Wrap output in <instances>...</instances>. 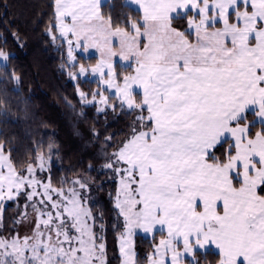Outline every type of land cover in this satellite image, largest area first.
<instances>
[{"label":"snow or ice","instance_id":"1","mask_svg":"<svg viewBox=\"0 0 264 264\" xmlns=\"http://www.w3.org/2000/svg\"><path fill=\"white\" fill-rule=\"evenodd\" d=\"M10 7L0 4V20L23 47ZM45 7L32 23L72 83L65 107L123 127L93 124L99 150L72 179L55 177L52 140L21 155L7 129L35 117L0 32V264H111L110 231L119 264H264V0ZM138 233L153 240L143 257Z\"/></svg>","mask_w":264,"mask_h":264},{"label":"trees","instance_id":"2","mask_svg":"<svg viewBox=\"0 0 264 264\" xmlns=\"http://www.w3.org/2000/svg\"><path fill=\"white\" fill-rule=\"evenodd\" d=\"M5 0H0L3 4ZM111 2L107 0L106 3ZM11 7L9 19L15 17L13 23L19 28L22 36L23 47L13 45L10 35L11 29L0 20V32H7L9 44L15 53L18 71L23 73V91L26 96H30V110L34 114V119L29 121L20 120L15 122L13 118L7 129L10 136L17 138L16 147L21 155H25L27 148L33 140H43L45 148L50 140L58 146V157L54 156V173L57 180L67 175L73 178V170L80 172L88 167L90 161H94L100 144L92 139L91 129L93 124L101 132H118L123 127V121L114 120L109 114L107 120L104 116L97 118L95 109H87L85 117H78L67 109L62 98L67 96L73 98V87L66 74H61L59 70L60 56L45 43L42 33V25L35 26L32 21L38 12H46L45 5L48 0H8ZM4 12L0 8V16ZM95 56H92L94 62ZM79 108H77V111ZM107 124V129H105ZM2 130V126H0ZM226 147V145H225ZM26 158V156H25ZM95 176V172L92 173ZM109 186L106 184L102 192L94 194L97 207L106 204L108 200ZM16 205L9 202L3 215L5 219L11 217L15 212ZM94 210H96L94 208ZM160 239V234H156V241ZM153 243L151 236L137 234L135 237L136 250L143 257ZM108 259L111 264H119V248L115 240V234L109 232L107 239ZM211 258V257H209Z\"/></svg>","mask_w":264,"mask_h":264},{"label":"rangeland","instance_id":"3","mask_svg":"<svg viewBox=\"0 0 264 264\" xmlns=\"http://www.w3.org/2000/svg\"><path fill=\"white\" fill-rule=\"evenodd\" d=\"M90 52L92 53V56H96L95 50H90ZM139 234H144V233H139Z\"/></svg>","mask_w":264,"mask_h":264},{"label":"crops","instance_id":"4","mask_svg":"<svg viewBox=\"0 0 264 264\" xmlns=\"http://www.w3.org/2000/svg\"><path fill=\"white\" fill-rule=\"evenodd\" d=\"M106 1H107V0H106ZM142 235L148 236V235H146V234H142Z\"/></svg>","mask_w":264,"mask_h":264}]
</instances>
